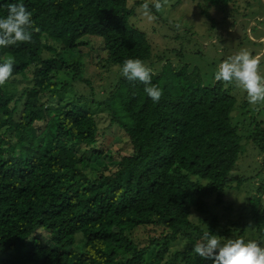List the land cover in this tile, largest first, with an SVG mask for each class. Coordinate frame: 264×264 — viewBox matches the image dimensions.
<instances>
[{
  "label": "trees",
  "instance_id": "trees-1",
  "mask_svg": "<svg viewBox=\"0 0 264 264\" xmlns=\"http://www.w3.org/2000/svg\"><path fill=\"white\" fill-rule=\"evenodd\" d=\"M130 1L0 0V17L22 2L40 29L30 43L0 49V62L14 60L0 87V264H98L89 247L103 264H213L193 252L205 231L222 243L246 234L264 246V187L238 206L233 221L231 205L216 214L205 204L210 197L224 203L241 136L229 88L182 62L190 51L183 42L166 48L158 56L166 62L152 70L163 93L158 103L122 76L107 99H92L93 109L55 95V73H78L63 57L90 37L101 41L109 65L120 70L124 60L140 59L151 68L146 34L131 22L143 2ZM185 1L217 7L229 0ZM45 49L54 56L43 58ZM16 77L22 88L8 89ZM104 112L108 124L100 129ZM112 127L130 146L118 162L105 145L96 147ZM252 130L246 139L264 147V129ZM193 207L204 215L195 222ZM139 229L152 233L143 245L133 238ZM36 230L47 240L33 236Z\"/></svg>",
  "mask_w": 264,
  "mask_h": 264
},
{
  "label": "rangeland",
  "instance_id": "rangeland-1",
  "mask_svg": "<svg viewBox=\"0 0 264 264\" xmlns=\"http://www.w3.org/2000/svg\"><path fill=\"white\" fill-rule=\"evenodd\" d=\"M134 2L144 3V0H132L129 6H134ZM135 9L131 22L146 34L152 51L153 61L149 63L153 71H159L166 62L158 58L166 53V48L173 49L176 44L183 42V47L190 51L184 54L186 61L182 62L196 68L205 81L214 79V72L218 65L241 50H247L253 56L260 58V70L261 74H264V0H229L217 7H209L204 2L198 4L185 0H169L162 12H153L158 16L153 23H147L142 19L140 5ZM87 40L89 41L87 46L78 47L63 57L65 63L78 68V73L75 74L71 71L72 69L67 71L60 69V72L54 74L53 82L56 89H60L55 95L59 94L64 99L74 102L80 101L87 108L93 109L95 105L91 103L92 99L96 97L99 102L107 99L121 75L118 67L106 63L101 41L92 37ZM53 56L54 54L46 49L42 53L43 58ZM171 58L174 57L171 56ZM171 58L169 57V60ZM12 84L8 86V89L14 87L19 90L24 81L16 77L12 80ZM225 85L236 101L231 119L233 123L238 120L235 126L241 136V150L230 172L232 182L230 188L224 192V203L218 205L215 198L210 197L205 199V204L209 212L216 214L223 213L224 204L231 205L233 212L228 221H233L238 217V206L243 205L252 195H255L257 188L264 187L263 144L255 145L252 140L246 139L250 132L254 133L253 126L258 124L264 129V103L251 105L242 90L234 85ZM50 104L57 105L56 98L52 99ZM94 113L98 114V111ZM241 113L244 117L239 119L238 116ZM107 118V112L100 114V129L107 127ZM99 141L101 143H98L96 147L105 145L107 155L115 162L129 154L130 146L126 136L115 127L106 130L104 137ZM260 201L264 207V195ZM203 216L193 207L191 219L194 222ZM149 235L152 233L139 229L134 233L133 238L135 236L143 245ZM33 236L41 241L47 240L45 231L36 230ZM79 239L76 237L77 242ZM242 239L245 242L249 241L246 234L242 235Z\"/></svg>",
  "mask_w": 264,
  "mask_h": 264
},
{
  "label": "clouds",
  "instance_id": "clouds-1",
  "mask_svg": "<svg viewBox=\"0 0 264 264\" xmlns=\"http://www.w3.org/2000/svg\"><path fill=\"white\" fill-rule=\"evenodd\" d=\"M168 3L169 0H144L139 9L142 19L147 23L155 22L158 16L153 13V9L155 13H160ZM39 31L32 20V13L22 2L10 3L7 5L6 16L0 17V49L30 43L33 33ZM13 65L14 60L11 58L0 62V87L12 76ZM120 75L129 82L143 84V91L152 102L158 103L161 99L162 90L152 84V69L142 60H124ZM214 79L242 90L251 105L264 103V74H261L260 58L247 50H241L223 60L214 72ZM222 239L205 231L196 242L193 252L203 260H211L213 264H264V247L256 241L245 242L238 238L227 239L222 243ZM86 251L98 264H103L96 249L89 247Z\"/></svg>",
  "mask_w": 264,
  "mask_h": 264
}]
</instances>
